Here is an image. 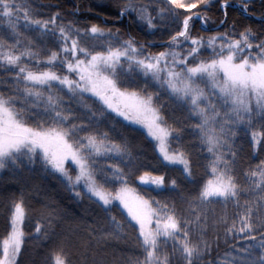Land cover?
<instances>
[{
	"label": "snow or ice",
	"instance_id": "6c2138e0",
	"mask_svg": "<svg viewBox=\"0 0 264 264\" xmlns=\"http://www.w3.org/2000/svg\"><path fill=\"white\" fill-rule=\"evenodd\" d=\"M113 3L118 17L165 29L163 50L106 22L69 19L75 11L49 5L57 10L45 18L32 0H0V172L39 166L77 200L98 204L111 225L100 239L123 238L126 228L135 234L140 254L126 264H264V14L259 29L238 30L228 10L252 15L255 0ZM217 6L223 18L211 28L207 12ZM197 20L210 35L193 34ZM161 93L187 113L182 127L168 123ZM132 125L156 142L165 167L178 166V178L137 177L146 165L129 150ZM244 137L247 156L237 143ZM196 143L212 176L199 185L190 151ZM178 179L194 186L179 205L150 195L179 189ZM7 213L0 264H17L26 235L23 192ZM41 215L35 233L54 240L51 264H71L56 209L46 204ZM221 243L227 250L217 259ZM89 261L98 264L86 254Z\"/></svg>",
	"mask_w": 264,
	"mask_h": 264
},
{
	"label": "trees",
	"instance_id": "16d2710c",
	"mask_svg": "<svg viewBox=\"0 0 264 264\" xmlns=\"http://www.w3.org/2000/svg\"><path fill=\"white\" fill-rule=\"evenodd\" d=\"M147 2V0H144ZM34 8H37L46 18L47 15L57 10L50 8L49 5L58 6L62 13L76 12V16H69V19L75 18L84 23H96L115 29H119L125 36L131 34L135 36L137 41L149 45L150 41H154L156 46H150L151 51H162L160 45L164 44L168 39L167 31L163 28L159 30H151L143 23L137 22L131 16L118 17V9L113 0H32ZM262 0H255L254 8L251 9L252 15L238 14L232 8L228 10L229 18L237 24L238 30L243 27H251L253 30L260 28V17L264 14V8L261 7ZM151 10V9H150ZM182 11V10H181ZM210 17L209 27L215 28L211 21L219 22L223 18L222 12L218 6L207 12ZM201 29L200 22L197 20L194 24L193 34L210 35V32L198 31ZM154 32V34H153ZM2 87V86H0ZM153 89H149L152 91ZM160 102L165 104L164 112L168 123L174 127L180 128L184 124V118L187 115L180 109H176L166 94L161 93ZM91 104V101H88ZM75 107V105H73ZM108 125H102V130H108ZM135 131L128 134V147L133 157H139L146 166L139 169L137 177L143 175L144 172L150 173L153 177L164 175L166 183L170 178H178L179 171L172 166L165 167L161 156L159 155L156 143L147 133L139 126L132 125ZM121 131L117 125V132ZM117 132H110L112 139L119 143ZM192 137L187 134L184 136L183 143L188 147V142ZM244 143L245 151L242 155L248 154V138L244 137L237 143ZM172 147H176L175 144ZM192 159L198 160L194 164V180L197 185L206 180L212 179L210 172H206L204 160L206 152L199 151V145L196 143L190 147ZM253 164L258 163V159L251 158ZM246 167V161L242 163ZM67 167V165H66ZM71 171V168L69 169ZM181 187L175 191L166 190L162 193L156 191L150 192L159 200H167L169 203L180 204L181 196L187 195V191L192 189L193 184L178 179ZM133 186H139V180H135ZM24 193L25 203L27 206V219L25 221V245L18 257L17 264H51V258L56 250V244L52 238L40 236L37 238L35 233L36 223H43L41 210L44 205H51L58 213L56 229L57 233L63 235L65 239L70 238L66 247L71 264H85V255L87 254L92 260L98 264H126L129 258L139 255V249L135 244V234L130 229H125L123 238L100 239L102 233L111 230V225L103 212L99 210L96 203L88 200H77L72 193L66 189L60 180L54 176L45 173L39 166L33 170L25 167L23 170H6L0 172V240L6 235L7 221V204L13 196ZM141 194H144L143 192ZM145 198H148L146 195ZM218 207V206H216ZM115 214V213H114ZM119 218V217H118ZM227 250V245L221 243L219 248V256L221 259ZM91 264V261H89Z\"/></svg>",
	"mask_w": 264,
	"mask_h": 264
},
{
	"label": "rangeland",
	"instance_id": "374dc122",
	"mask_svg": "<svg viewBox=\"0 0 264 264\" xmlns=\"http://www.w3.org/2000/svg\"><path fill=\"white\" fill-rule=\"evenodd\" d=\"M143 129V128H142ZM146 131V130H145ZM156 143V142H155ZM156 148H157V151H158V153H159V155L161 156V154H160V152H159V148L156 146ZM161 158H162V156H161Z\"/></svg>",
	"mask_w": 264,
	"mask_h": 264
}]
</instances>
